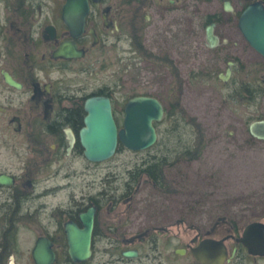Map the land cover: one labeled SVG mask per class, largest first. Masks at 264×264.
Listing matches in <instances>:
<instances>
[{
    "label": "flooded vegetation",
    "instance_id": "flooded-vegetation-1",
    "mask_svg": "<svg viewBox=\"0 0 264 264\" xmlns=\"http://www.w3.org/2000/svg\"><path fill=\"white\" fill-rule=\"evenodd\" d=\"M248 7L264 10V0H0V264H264V210L202 212L198 185L202 52L225 66L217 74L224 87L242 67L240 50L264 66L239 28ZM209 26L218 39L213 48ZM137 70L152 73L156 91L127 85V72ZM253 85H234L227 96L220 90L246 106L250 146L264 141L249 130L257 121ZM193 87L198 98L190 100ZM138 96L164 110L153 122L150 157L124 172H95L111 160L84 155L86 100L109 98L121 130L126 104ZM178 129H188V143L165 145L164 135ZM117 150L130 151L119 141ZM150 158L161 166L152 174ZM69 228L75 245L88 243L83 259L70 254Z\"/></svg>",
    "mask_w": 264,
    "mask_h": 264
},
{
    "label": "rangeland",
    "instance_id": "rangeland-1",
    "mask_svg": "<svg viewBox=\"0 0 264 264\" xmlns=\"http://www.w3.org/2000/svg\"><path fill=\"white\" fill-rule=\"evenodd\" d=\"M238 53L236 59L243 63L242 67H239L237 72L234 70L231 85L224 87L217 81V74L223 73L225 66L221 65L218 68L217 65H212L210 62L212 52L204 50L202 52V75H206L202 76V79L206 80L202 83V131L207 140L202 150V184H198L202 186V194H205L202 196V212L211 213L210 211L217 210L230 217L236 215L239 210H242L245 216L249 214L247 213L249 209L264 210V141L250 142L252 146L246 144L245 141L249 140V137L242 124L246 106L236 104L232 97L229 100L228 97L220 95V90L227 96L234 85L253 82L255 74L253 72L249 75V67L261 69L258 77H264L261 57L243 50ZM253 63L252 68L250 65ZM151 78L152 73L149 70L128 71L127 85L135 89L141 83L143 86L141 90L153 93L156 90L150 83ZM195 91H198L197 87L190 89V100L198 98V95L194 94ZM253 107L255 117H264V96L256 98ZM198 119L201 123L200 117ZM220 127L219 134L216 130ZM230 131L233 135L229 134ZM187 134L188 129L166 133L164 144L170 146L177 144L178 141L188 143ZM151 152L120 151L109 163L95 166V172L101 173L108 166L114 172H124L126 167L150 157ZM194 165L198 166V163ZM195 185L192 183L190 187L193 188ZM219 201H222V207H216Z\"/></svg>",
    "mask_w": 264,
    "mask_h": 264
},
{
    "label": "water",
    "instance_id": "water-1",
    "mask_svg": "<svg viewBox=\"0 0 264 264\" xmlns=\"http://www.w3.org/2000/svg\"><path fill=\"white\" fill-rule=\"evenodd\" d=\"M70 8L65 6V18L70 19ZM228 9V7H227ZM84 16V15H83ZM83 23V20L81 19ZM81 24V23H80ZM239 28L246 40L264 58V10L247 8L239 20ZM207 46L213 48L218 39L212 33V26L206 28ZM230 75L227 70L226 80ZM264 85V80H263ZM86 117L84 127L80 130V141L84 148V155L93 162H101L111 158L116 150L117 140L133 151H141L152 146L156 140L153 121H160L163 110L160 103L148 97H135L128 101L125 108L124 127L117 130L111 111L110 100L105 97H92L85 102ZM250 133L257 139H264V120L253 122L249 127ZM250 229V228H249ZM91 230V226L89 227ZM70 254L75 257L79 251V259L85 258L88 243L75 245L73 242L75 230L69 228ZM38 247L36 250H41ZM127 256L132 253H126Z\"/></svg>",
    "mask_w": 264,
    "mask_h": 264
},
{
    "label": "trees",
    "instance_id": "trees-1",
    "mask_svg": "<svg viewBox=\"0 0 264 264\" xmlns=\"http://www.w3.org/2000/svg\"><path fill=\"white\" fill-rule=\"evenodd\" d=\"M260 72H262L261 70H256L255 72H254V74H255V77H254V85H253V87H254V97H255V99L257 98V99H259V98H261L262 96H264V88L259 84V82H258V80H259V77H258V74L260 73ZM263 116H259V117H255V119H258V118H262ZM205 141H206V143H207V140H206V138H205V135H204V131H202V149L204 148V146H205ZM150 160V161H149ZM148 160V166L146 167V171L148 172V173H151L152 174V172H153V170L155 169V168H159L160 167V165H154V163H152L151 162V158ZM147 172H145L146 174H147ZM220 203L219 204H216V207H222V201H219Z\"/></svg>",
    "mask_w": 264,
    "mask_h": 264
},
{
    "label": "bare ground",
    "instance_id": "bare-ground-1",
    "mask_svg": "<svg viewBox=\"0 0 264 264\" xmlns=\"http://www.w3.org/2000/svg\"><path fill=\"white\" fill-rule=\"evenodd\" d=\"M161 167V166H160Z\"/></svg>",
    "mask_w": 264,
    "mask_h": 264
}]
</instances>
